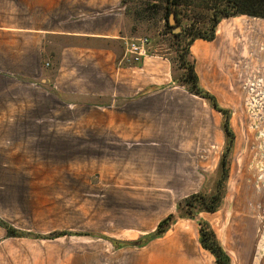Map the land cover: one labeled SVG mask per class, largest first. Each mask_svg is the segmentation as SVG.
Masks as SVG:
<instances>
[{
    "label": "rangeland",
    "instance_id": "1",
    "mask_svg": "<svg viewBox=\"0 0 264 264\" xmlns=\"http://www.w3.org/2000/svg\"><path fill=\"white\" fill-rule=\"evenodd\" d=\"M123 4L124 36L130 43L147 39L145 54L167 59L175 77L181 78L172 31L166 27L159 0H123ZM255 20L241 21L251 27ZM249 33L253 34L240 36L246 44L226 38L223 49L197 55L199 64L213 59L217 69L228 68L222 73L228 87L217 100L231 111L235 141L216 213L181 219L177 212L178 203L190 196L201 191L214 194L220 177L217 169L227 145L224 117L205 101L181 93L170 99L174 103L167 107L169 144L151 147L150 173L136 172L134 166L132 172L123 169L117 158L121 147L84 145V129L70 123L80 114L71 112L68 122L58 124L55 171L50 172L48 160L35 152L39 131L37 137L26 131V140H36L35 146H25L34 150L33 157L27 154L28 162L19 173L16 167L13 173H0V219L31 236L0 234V264H143L153 250L201 249L200 220L214 231L231 264H264V35L252 29ZM232 36H238L234 30ZM139 148L128 147L138 160ZM108 154L111 160L105 157ZM116 162L120 168L107 167ZM171 214L176 223L161 239L147 242ZM62 232L72 235L35 238ZM140 240L146 244H128ZM208 255L214 264L215 258Z\"/></svg>",
    "mask_w": 264,
    "mask_h": 264
},
{
    "label": "crops",
    "instance_id": "2",
    "mask_svg": "<svg viewBox=\"0 0 264 264\" xmlns=\"http://www.w3.org/2000/svg\"><path fill=\"white\" fill-rule=\"evenodd\" d=\"M245 17L223 20L215 40H197L191 47L200 84L216 99L228 87L222 76L228 68L217 69L213 59L199 64L197 55L223 49L226 38L246 44L240 36L249 37L250 29L264 35L263 19L249 17L257 19L249 27L241 21ZM125 22L122 0H0V173H13L14 167L19 173L27 156L33 157L25 146L36 140H26V131L36 137L39 131L35 152L55 171L58 124L73 112L80 115L70 123L84 129V145L121 147L123 169L150 173L151 147L169 144L170 99L181 93L209 104L174 83L167 59L144 54L135 61ZM129 146L140 147L139 160ZM110 166L120 168L117 162ZM0 234L7 237L1 226ZM148 253L143 264H211L208 253L214 258L202 247Z\"/></svg>",
    "mask_w": 264,
    "mask_h": 264
},
{
    "label": "trees",
    "instance_id": "3",
    "mask_svg": "<svg viewBox=\"0 0 264 264\" xmlns=\"http://www.w3.org/2000/svg\"><path fill=\"white\" fill-rule=\"evenodd\" d=\"M159 2V9L164 12L166 27L172 31L169 19H167L172 11L176 14L178 26L183 27V33H170L177 54V68L182 71L181 78H176L172 69L174 83L177 86L185 87L191 94L208 101L210 106L224 117L222 129L227 138V145L217 169L220 177L216 182L215 193L208 195L204 191H201L177 205L179 218L195 219L199 213L207 212L212 214L220 209L225 194V185L229 179L230 156L233 152L235 135L229 123L231 111L221 107L216 97L202 88L196 72V60L191 53V47L197 40H215L217 28L225 19L248 16L264 20V0H159ZM123 6L122 0V8H124ZM175 223L176 216L174 214L163 219L158 224L155 232L147 238V242L149 239L162 238ZM198 224L201 247L214 256L216 264H231V258L219 244L214 231L203 220H200ZM0 226L6 230L8 238H31L30 235L21 233L2 220H0ZM68 235L70 236L72 233H54L47 237L37 236L35 238L56 239ZM142 241L128 244L143 246L146 243ZM113 243L116 244L118 242L113 241Z\"/></svg>",
    "mask_w": 264,
    "mask_h": 264
},
{
    "label": "built area",
    "instance_id": "4",
    "mask_svg": "<svg viewBox=\"0 0 264 264\" xmlns=\"http://www.w3.org/2000/svg\"><path fill=\"white\" fill-rule=\"evenodd\" d=\"M148 44L147 39L139 40L138 43H130L129 51L135 56V61H139L145 54V46Z\"/></svg>",
    "mask_w": 264,
    "mask_h": 264
},
{
    "label": "water",
    "instance_id": "5",
    "mask_svg": "<svg viewBox=\"0 0 264 264\" xmlns=\"http://www.w3.org/2000/svg\"><path fill=\"white\" fill-rule=\"evenodd\" d=\"M169 24L172 26V32L174 34H180L183 33V27L178 26V22L176 19V14L174 11L171 12L169 16Z\"/></svg>",
    "mask_w": 264,
    "mask_h": 264
}]
</instances>
